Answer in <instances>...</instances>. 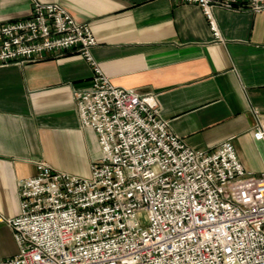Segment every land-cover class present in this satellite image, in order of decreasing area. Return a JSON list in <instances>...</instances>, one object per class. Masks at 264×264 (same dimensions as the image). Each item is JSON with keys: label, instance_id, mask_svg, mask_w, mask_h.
I'll return each mask as SVG.
<instances>
[{"label": "built area", "instance_id": "built-area-1", "mask_svg": "<svg viewBox=\"0 0 264 264\" xmlns=\"http://www.w3.org/2000/svg\"><path fill=\"white\" fill-rule=\"evenodd\" d=\"M174 1L200 7L216 39L214 9L264 12V0ZM31 12L0 24V67L81 55L91 85L73 99L100 157L88 178L36 161L17 183L19 213L0 215L18 247L0 264H264V171L247 172L231 140L192 149L154 97L111 83L90 25L62 4L34 0ZM254 113L251 135L264 143V114Z\"/></svg>", "mask_w": 264, "mask_h": 264}, {"label": "crops", "instance_id": "crops-1", "mask_svg": "<svg viewBox=\"0 0 264 264\" xmlns=\"http://www.w3.org/2000/svg\"><path fill=\"white\" fill-rule=\"evenodd\" d=\"M34 0H0V24L27 19ZM60 3L90 25L92 54L110 82L155 98L161 118L192 149L231 140L246 171H264V143L252 137L264 114V12L216 8L221 39L202 9L174 0H37ZM79 54L0 67V215L20 211V179L38 160L77 177L100 157L93 129L80 124L73 91L91 85ZM18 252L0 223V258Z\"/></svg>", "mask_w": 264, "mask_h": 264}]
</instances>
